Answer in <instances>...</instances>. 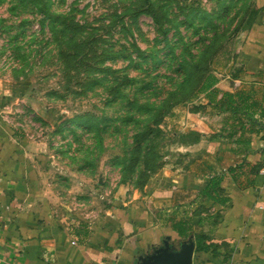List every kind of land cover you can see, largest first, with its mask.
Returning <instances> with one entry per match:
<instances>
[{
  "label": "rangeland",
  "instance_id": "obj_1",
  "mask_svg": "<svg viewBox=\"0 0 264 264\" xmlns=\"http://www.w3.org/2000/svg\"><path fill=\"white\" fill-rule=\"evenodd\" d=\"M260 11L259 0H0L2 115L41 145L45 179L74 211L140 200L187 162L202 96L188 97L234 65Z\"/></svg>",
  "mask_w": 264,
  "mask_h": 264
},
{
  "label": "crops",
  "instance_id": "obj_2",
  "mask_svg": "<svg viewBox=\"0 0 264 264\" xmlns=\"http://www.w3.org/2000/svg\"><path fill=\"white\" fill-rule=\"evenodd\" d=\"M259 6L234 65L214 73L213 100L202 93L189 114L200 134L187 162L165 169L140 200L74 211L45 179L41 145L4 119L0 102V264H136L167 236L193 237L194 264H264V0ZM215 174L216 198L200 196Z\"/></svg>",
  "mask_w": 264,
  "mask_h": 264
},
{
  "label": "water",
  "instance_id": "obj_3",
  "mask_svg": "<svg viewBox=\"0 0 264 264\" xmlns=\"http://www.w3.org/2000/svg\"><path fill=\"white\" fill-rule=\"evenodd\" d=\"M195 241L192 236L180 241L165 237L150 252L139 255L136 264H194Z\"/></svg>",
  "mask_w": 264,
  "mask_h": 264
},
{
  "label": "trees",
  "instance_id": "obj_4",
  "mask_svg": "<svg viewBox=\"0 0 264 264\" xmlns=\"http://www.w3.org/2000/svg\"><path fill=\"white\" fill-rule=\"evenodd\" d=\"M217 80L218 79L216 78L215 74L207 73L199 80L195 92H192V94L188 97V99L192 100L194 97L197 96V94L201 95L202 93L206 92L207 93L206 95L208 96L209 100L212 101L215 93L214 85L216 84ZM222 98L225 99L224 101L226 104V108L231 107V105L234 102L233 95L231 93L225 92ZM221 179L222 177L217 174L210 176L205 187L199 191L200 196L206 195L208 197H213L215 199L216 197L214 196H217L219 193L218 186ZM212 193H215L214 196H212L213 195ZM225 200L227 199L218 198L219 202H224ZM201 249L203 250V247L202 245H200V243H198L197 251H201Z\"/></svg>",
  "mask_w": 264,
  "mask_h": 264
}]
</instances>
